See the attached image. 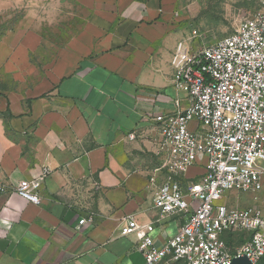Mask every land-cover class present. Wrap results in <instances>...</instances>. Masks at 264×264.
<instances>
[{
	"label": "crops",
	"instance_id": "1",
	"mask_svg": "<svg viewBox=\"0 0 264 264\" xmlns=\"http://www.w3.org/2000/svg\"><path fill=\"white\" fill-rule=\"evenodd\" d=\"M178 1L71 0L80 25L61 43L39 27L0 38V264H143L123 219L153 224L157 246L184 223L153 207L169 178L155 118L189 105L172 64L187 41ZM45 170L40 205L15 193Z\"/></svg>",
	"mask_w": 264,
	"mask_h": 264
},
{
	"label": "built area",
	"instance_id": "2",
	"mask_svg": "<svg viewBox=\"0 0 264 264\" xmlns=\"http://www.w3.org/2000/svg\"><path fill=\"white\" fill-rule=\"evenodd\" d=\"M259 3L261 10L226 38L198 52L186 42L176 48L175 88L187 93L189 105L182 109L177 100L174 113L155 118L161 129L158 171L169 178L153 207L163 218H186L161 246L152 238L153 224L123 219L121 234L137 237L143 264H232L243 256L259 264L264 258V200L258 195L264 190V0ZM198 163L204 173L184 180ZM48 173L21 181L15 193L40 205ZM233 190L251 193L254 205L221 203ZM7 193L0 184V195ZM93 222L84 218L79 226ZM228 235L245 239L230 246Z\"/></svg>",
	"mask_w": 264,
	"mask_h": 264
},
{
	"label": "rangeland",
	"instance_id": "3",
	"mask_svg": "<svg viewBox=\"0 0 264 264\" xmlns=\"http://www.w3.org/2000/svg\"><path fill=\"white\" fill-rule=\"evenodd\" d=\"M173 5L186 43L197 52L231 35L241 21L261 10L259 0H179ZM73 6L71 0H0V38L10 31L39 27L50 43H61L80 25L79 20L70 22L74 16L68 11ZM258 195L264 200V190ZM221 203L246 209L254 200L251 193L233 190Z\"/></svg>",
	"mask_w": 264,
	"mask_h": 264
},
{
	"label": "trees",
	"instance_id": "4",
	"mask_svg": "<svg viewBox=\"0 0 264 264\" xmlns=\"http://www.w3.org/2000/svg\"><path fill=\"white\" fill-rule=\"evenodd\" d=\"M238 239H239V242L240 243L236 244V242H238L237 241ZM244 239H245V237L243 235H238V236L228 235V237H227V243L230 246H235V245H239V244L243 243ZM259 264H264V258L261 260V262Z\"/></svg>",
	"mask_w": 264,
	"mask_h": 264
},
{
	"label": "water",
	"instance_id": "5",
	"mask_svg": "<svg viewBox=\"0 0 264 264\" xmlns=\"http://www.w3.org/2000/svg\"><path fill=\"white\" fill-rule=\"evenodd\" d=\"M232 264H252V262L246 257H240L233 260Z\"/></svg>",
	"mask_w": 264,
	"mask_h": 264
}]
</instances>
